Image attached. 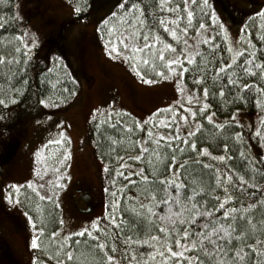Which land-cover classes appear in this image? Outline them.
<instances>
[{"label":"rangeland","instance_id":"rangeland-1","mask_svg":"<svg viewBox=\"0 0 264 264\" xmlns=\"http://www.w3.org/2000/svg\"><path fill=\"white\" fill-rule=\"evenodd\" d=\"M120 2L121 0H92L88 15L77 18L73 0H16V9L22 20L21 34L27 33L24 37L27 43H31L33 34L38 41L37 47L31 50L29 60L48 69L55 67L57 70L53 74L56 77L69 75L77 83L78 90L69 101L56 107L47 101L41 105L35 99L20 106L10 105L6 119L0 120V153H12L8 167L0 178V264H33L34 257L42 264H56L57 249L63 244L62 234L90 228L93 219L105 215V163L96 156L94 142L90 137V127L94 122L104 119L109 124L132 125L131 129L124 127L127 132V136L123 137L125 147L117 155L121 157L119 162L117 156L113 160L115 170L119 163L126 165V172H136L144 168L145 173L150 175L154 167L149 162L150 153L145 154L140 161L128 159L140 155L141 148H149L165 156L158 169L171 163L170 157L173 154L177 155L179 161V156L190 148L180 152L177 144L174 150L166 149L163 140L157 148L154 143L145 139L149 135V129L165 136L175 132L174 127L169 129L159 123L160 119H166L171 113H158L155 119L151 114L177 100L195 109L196 105L187 102L186 97L195 96L199 91L200 98L203 99L205 86L209 87L210 95L212 81L209 77L204 83L197 85V69L202 68L211 73L213 69L221 66V61L228 63L232 56L227 51L228 45L231 44L235 51H241L249 39L247 33L240 31L242 26L248 23L254 34L256 26L264 20L249 19L254 13L264 9V0H211L220 21L228 30L227 40H224V34L210 20L205 21L208 25L206 30L196 32L192 29L187 36L180 34L181 40L186 39L189 43L186 51L192 54L194 64L189 65L183 61L179 51L169 53V58L180 56L189 71L185 73L182 81L178 75L171 79H161L152 70L151 60L148 65L143 63V50L140 53L133 51L132 43L142 44L140 37L129 42V46L125 48L120 42L121 26L117 20H111L110 24L105 25V31L100 32V24ZM174 4L183 6V0H170L169 6ZM110 28L113 29L111 35ZM241 36L244 41L240 40ZM208 37L214 38L217 49L213 50L203 43ZM170 39L161 40L157 47L162 48L164 43H172L179 49L184 48L181 40L173 37ZM15 43L17 45L19 42L13 39L11 42L5 40L0 43V54L7 56L3 53L6 49L4 46ZM109 43L115 44L116 49H110ZM20 46L23 50L22 43ZM201 59L208 63L201 64ZM134 66H139L156 83L143 82L133 70ZM146 69L152 70L153 74H148ZM163 71L167 76V69ZM178 88L184 89L183 94ZM96 109L99 111H94ZM209 112L213 113L208 109L203 115ZM213 114L216 124H224L230 119ZM196 119L202 125L208 122L201 118L199 112ZM237 119L240 122L239 132L251 144L256 129L264 119V110L253 113L239 110ZM191 120L189 116V121ZM137 121L145 126L136 127ZM178 122L184 124L183 121ZM194 128V124L191 127L184 125L182 134ZM5 129L8 133L6 136L3 135ZM60 132L64 133L63 137L59 135ZM159 138L158 135L152 137L153 140ZM137 140L143 141V144H136ZM251 147L254 148V145L251 144ZM65 150L70 153L66 158ZM163 174H169L167 167ZM57 176L61 178L59 183L62 187H57ZM129 179L138 180L139 177L133 176ZM28 181H32L31 187H28ZM13 184L20 185L19 195L11 188ZM80 188L90 191L91 206L85 211L79 209L86 208V205L76 201ZM8 192L12 193V202L5 198ZM130 193L138 197L135 188ZM47 196H51L52 200L41 198ZM16 200L20 202H14ZM142 203H146L143 197L130 201L131 206ZM47 211L56 212L57 224L54 229L53 224L46 219ZM61 220L63 224L60 223ZM39 228L44 231H37ZM53 233H56L54 237ZM97 234L103 237V233ZM33 235L40 238V248L32 247ZM87 239L90 238L87 236ZM108 243L110 246L112 240L109 239ZM75 248L73 247L74 253ZM39 250H42L43 255ZM63 250L67 251V248ZM115 255L118 259L123 257L122 251H117ZM77 257V260L69 264L79 261V256ZM103 260L101 253L97 264H103Z\"/></svg>","mask_w":264,"mask_h":264},{"label":"snow or ice","instance_id":"snow-or-ice-1","mask_svg":"<svg viewBox=\"0 0 264 264\" xmlns=\"http://www.w3.org/2000/svg\"><path fill=\"white\" fill-rule=\"evenodd\" d=\"M169 3L170 0H158V3L157 0H153L157 11L175 13L174 17L165 18L161 16L158 21H153L162 26L169 36L181 40L178 30L184 36H187L192 29L196 32L206 30L208 25L205 24L204 18L199 19L198 26L193 24V9L198 8L201 13H208L206 18L211 21L212 25L218 26L224 34V40H227L228 30L223 22L220 21L209 0H183L182 8L180 4L169 6ZM142 4L143 0H135V2L127 6L120 5V8L124 9V12L120 14V21L123 22L120 27L122 34L120 42L127 48L129 42L136 41L138 37L142 36V44L132 43V49L136 53H140L143 50V63L148 65L151 60L152 70L161 79H171L173 76L178 75L182 81L189 69L182 62L180 56L169 58L168 54H174L179 51L183 56V61H186L189 65L194 64L192 54L186 51L189 48L188 41L186 39L181 40L184 44L182 49L172 43H164L162 48H158L157 45L161 42L162 37L157 33L155 27L146 25L145 21L141 19L143 15ZM74 10L79 13L81 8L77 4ZM111 15L115 18L118 13L113 12ZM253 18H264V9L254 13L253 17H249V19ZM185 19L187 23L181 29L179 27L180 22ZM129 20H131V23H128ZM169 20H171V25H175V27L170 26ZM104 23L107 24L108 21L106 20ZM137 25H139V28ZM0 27H3V25L0 24ZM112 31L113 29L110 28V35ZM240 31L249 34V39L246 41L248 48L235 51L233 46L229 44L227 51L232 53V56L228 63L221 61V66L213 69L211 73L198 68L199 75L196 76L195 82L199 85L211 77L215 84L223 75L227 79V85L230 86L229 90L239 89L234 99L245 100L243 93L254 91L257 94V105L264 107V87L261 86V83H264V60L256 62V52L260 49H257L253 44L251 38L253 29L250 28L249 24L245 23ZM262 31H264V21L261 22L259 29L255 30V35L259 37L260 48L264 49V34H262ZM26 35V32L23 34L17 33L15 37L23 45L25 61L31 55V50L38 45L35 34H33L31 43L25 41L24 37ZM240 40L244 41V37L241 36ZM203 43L208 44L213 50L218 48L213 37H208ZM109 48L115 50L116 45L109 43ZM249 48L251 49L250 52ZM14 51L19 53L21 48L17 47ZM243 55H247V59L244 60L243 66H241L243 76L246 78L256 77V79H250L249 83H242L234 71L237 67V58ZM15 59V56L0 54V64H3L6 60L11 62ZM200 63L207 64L208 61L201 59ZM165 68L167 69V76L163 71ZM133 70L143 82L147 84L156 83L155 80L148 78L139 66H134ZM255 70H259V72ZM21 71L23 70L21 69ZM9 79H11V76H9ZM177 90L181 94L184 92L183 88H178ZM13 91L15 92V90ZM212 95L215 96L216 93H212ZM219 95L221 98L226 95L223 85L219 88ZM208 97L209 87L205 86L203 88V99L200 98L199 91H197L195 96L188 95L186 97L187 102L196 105L195 109L181 100H177L172 105H166L163 109H156L151 114L153 119L156 118L158 113H171L166 119H160L159 123L169 129L174 127L175 132L165 136L162 133H154L152 129H149V135L145 138L154 143L157 148H159L161 140L164 141L166 149L174 150L177 144H179L180 152H184L185 148H190L192 151L197 152V159L195 161L185 160L183 164H180L177 155H171V163L166 165L169 171L167 176H161L157 170L159 164L165 160V156L149 148H141L140 155L128 157V159L140 161L145 154L150 153L149 162L154 165L150 175L145 173L144 168L136 172H126V165L117 163L116 175L124 177L127 183L118 185L115 178L111 181L113 199L110 203V208L105 215L93 219L90 228L85 227L76 233L62 234L63 244L57 249L56 264H69V262L77 260L78 257L73 251L74 245H72L70 237H83L85 235L96 242L91 247L103 253V264H264V159H261L260 166L257 167L254 160L248 157L244 151H241L240 156L247 161L245 168L250 169L251 175L248 172L240 174L229 165H225L222 169L212 168L211 165L203 163L200 157L205 155L212 156V153L209 152L208 147H200L198 149L195 133L203 127L201 121L196 119L198 112L203 120L212 123L217 129L224 128L225 125L230 124L240 125L237 119L238 109L232 113L230 119L226 120L224 124H216L214 114L211 112L203 115L212 107L207 102ZM18 102L17 95H12L11 99L8 97L0 98V109H3L0 112V120H5L9 106ZM39 103L44 105L46 101L40 99ZM94 111L99 110L96 109ZM189 116L192 118L191 122L189 121ZM178 121H183L184 124L182 125ZM148 122L151 123L152 121ZM262 123H264V119H262ZM192 124L195 125V128L182 134L184 125L191 127ZM135 126L144 127L145 125L137 121ZM124 127L131 129L132 125L125 124ZM7 134L5 129L3 135L6 136ZM59 135L63 137L64 133L60 132ZM153 135H158L160 138L153 140ZM255 135L260 137V128L256 129ZM234 136L239 141L242 139V132H235ZM115 143L117 141H113V144ZM136 144H143V141L137 140ZM223 149L225 153L231 151L227 143L223 145ZM69 155L70 153L65 150L64 157L66 158ZM232 158L231 155L227 154L212 156L213 160L218 161H231ZM116 159L119 162L121 157L117 156ZM256 159H259V157L257 156ZM193 163L200 166L201 174H203L204 169L211 168L214 183L210 179L207 185H203L199 177L193 176L191 172H188L185 166H190ZM104 169L109 171V165L105 164ZM193 172H195V169H193ZM133 176L139 177V179H129V177ZM184 176H187L189 180L182 179ZM60 179L59 176L56 177L57 187L63 186L59 183ZM189 182L198 186V191L195 188L190 189ZM26 183L28 187L32 186V181ZM157 184L162 186L166 199H157V193L161 191L159 186L154 187ZM144 185L147 187H144ZM11 188L15 189L17 195H19L20 185L13 184ZM129 188H135L138 197H143L146 201V203L138 204L137 207L131 208L135 215V223H130L129 219L126 218L129 206L127 204L122 206V201H136L138 199L137 196H133L130 192L127 196L124 195ZM218 190L223 191L222 197L218 194ZM118 192L121 195L118 196ZM201 194L210 199L201 201L199 199ZM5 198L12 202V193L8 192ZM41 198L52 200L51 196ZM14 202L19 203L20 201L16 200ZM209 203H212L211 208L208 207ZM56 206L59 207L58 202H56ZM160 206H163V212L158 211ZM29 220L32 221L31 216H29ZM60 223L63 224V221L61 220ZM109 225L119 232V236H117L116 231L108 232L106 230ZM142 226H146V232L158 226V234L145 235L144 238H133L134 234L138 233ZM37 231L43 232L44 229L39 228ZM126 231L130 233L128 236H124ZM97 233H103V237ZM52 235L54 237L56 233ZM39 239L36 235L32 236L31 245L33 248L41 247ZM109 239L112 240L110 246L108 243ZM118 239L122 240L123 244L122 259H118L115 255L117 251H120V247H118L116 242ZM81 243H84L86 247L88 246L87 242L75 241V245H80ZM138 245H148L152 250L141 252L134 247ZM64 248H67V251H63ZM33 264H42V262L34 257Z\"/></svg>","mask_w":264,"mask_h":264},{"label":"trees","instance_id":"trees-1","mask_svg":"<svg viewBox=\"0 0 264 264\" xmlns=\"http://www.w3.org/2000/svg\"><path fill=\"white\" fill-rule=\"evenodd\" d=\"M74 6L77 4L80 6L81 11L79 13L76 12L77 18H84L88 15V12L91 7L92 0H73ZM135 2V0H121V2L116 5V7L108 14V16L104 19V21H108V24H110L111 20H117V23L121 26L122 21H120V14L124 12V9L120 8V5L127 6L128 4ZM158 3V0H157ZM209 3H211V0H209ZM183 6H181L182 8ZM143 9V15L141 16V19L145 21V24L151 27H155L157 33L162 37V40L165 41L172 36H169L167 32H165L164 28L162 26H159L158 24L154 23L153 21H158L161 16L168 18L170 16L175 15V13H168L164 11H157L156 5L153 4V0H143L142 4ZM194 11V20L193 24L195 26L198 25L199 19L204 18L205 21H208L207 15L208 13L204 12L201 13L198 8L193 9ZM117 12V17H113L111 13ZM186 15V14H185ZM104 21L100 24V32L103 33L105 31L106 23ZM264 21V20H263ZM170 26L175 27V25H171V20L168 21ZM262 22V21H261ZM128 23H131V20L128 21ZM187 21L182 20L180 22L179 27L182 29L186 25ZM0 24L3 25V27H0V43L3 41H9L10 42L16 37L17 33H21L22 31V20L17 12L16 9V0H0ZM259 23L255 30L259 29ZM139 28V25H137ZM181 33L178 30V35ZM262 34H264V31H262ZM253 35V37H252ZM251 35V38L253 40V44L257 49H260L256 52V62H260L261 60H264V49L260 48V42L259 37L254 34ZM249 36V34H248ZM141 43L143 42V37L141 36ZM175 38V37H173ZM171 40V39H170ZM17 42V40H16ZM21 48V52L16 53L14 51L15 48ZM6 48L3 53H6L7 56H15L16 59L14 61H5V63L0 65V98L8 97L11 99L12 95H17V98L19 100L16 104H11L13 106H20L24 102H29L30 100L33 101L35 99L36 101H39L40 99H44L45 101L49 102L53 107H56L57 105L64 104L67 101H69L78 90L77 83L66 74H63L60 77H56L53 72H55L57 69L55 67L48 69L44 65L40 63H34L29 58L27 61L24 59V52L22 50V47L20 46V42L16 45L12 44L8 46H4ZM245 48H248V44L246 43ZM6 51V52H5ZM251 49L249 48V52ZM247 59V55H243L238 58L236 61L237 67L234 70L237 77L241 79L242 83H249L250 79H256V77L246 78L243 76L241 71V66H243L244 60ZM21 69L23 71H21ZM148 74H153L152 70L146 69L145 70ZM227 71V70H226ZM259 72V70H255ZM9 76H11V79H9ZM214 85V86H213ZM223 85L225 87L226 95L221 98L219 95V88ZM261 86L264 87V83H261ZM230 86L227 85V79L225 76H221L219 81H216L215 84L213 82V79L211 81V91L210 95L208 97V103L212 106L209 110L215 113L218 116L224 117V118H230L232 116V113L238 110H244L249 113L262 111L264 110V107H260L256 103L257 94L254 91L248 92L246 91L243 93L245 96V100H236L234 99V96L236 92L239 91V89L235 90H229ZM15 90V92L13 91ZM212 93H216L215 96L212 95ZM261 129V135L260 137H257L255 135L253 142L251 143L254 145V148L251 147V144H249L248 140H246L244 137H242L241 140L237 141L234 133L239 132V126H236L235 124L225 125L224 128L217 129L214 127L212 123L205 122L203 124V127L200 131L195 133V138L197 140L198 149L200 147H208L209 152L212 153V156L220 155V154H227L231 155L233 158L231 161L225 160V161H218L213 160L212 156H202L200 159L203 161L204 164H209L212 166V168H224L225 165H229L231 168L237 170L240 174H244V172H248L249 175H251L250 169L245 168V164L247 161L243 159L240 156L241 151H244L246 155L254 160V163L257 167L260 166L261 159H264V123H261L260 127ZM125 132V128L121 123L117 124H109L108 121H105L104 119L94 122L90 127V137L94 142L95 147V153L98 159L103 161L105 164L109 165V171L104 170V201H105V207L106 212L110 208V203L113 199L112 197V191H111V181L115 178V180L118 182V185H123L127 183V180H125L121 176L116 175V170L113 169V160L115 156L120 154L125 144L123 142L125 136H127ZM113 141H117V143L113 144ZM227 143L231 149L230 152L225 153L223 149V145ZM8 151H5V156L10 157L11 152L8 153ZM6 154L8 156H6ZM259 157V159H256V157ZM197 159V152L192 151L191 149L186 150L183 154L179 156V163L183 164L185 160H192L195 161ZM166 166H163L158 169V172L161 176H167L166 174H163V171L165 170ZM188 172H191L193 176H197L202 180L203 185H207L210 182L214 183L213 173L212 169H204L203 174H201V168L199 165L193 163L190 166H185ZM193 169H195V172H193ZM182 179L188 181L189 178L187 176L182 177ZM159 186L154 185V187ZM144 187H147L144 185ZM161 188V191L157 193V199H166V195L162 190V186H159ZM189 188L198 191V186L192 185L189 182ZM132 188H129L124 193L125 196L131 191ZM79 192V199L82 202L91 200L90 197V191L86 188H80L78 189ZM252 191H255L254 189H250ZM218 194L222 197L223 191L218 190ZM117 195H121V193H117ZM147 195V194H146ZM150 198V197H149ZM79 199L77 198L76 201L79 203ZM199 199L201 201L205 199H210L209 197H205L203 194L199 196ZM259 199V197H257ZM215 202V201H213ZM84 204V203H82ZM124 204H127L129 206L128 212H126V218L129 219L130 223H135V215L131 211L132 207L137 206H131L130 201H122V206ZM85 205V204H84ZM90 204L86 208H80L79 210L85 211L86 209H90ZM209 208L212 207V203H209ZM158 211L163 212L164 208L163 206H160L158 208ZM106 214V213H105ZM46 219L49 223L53 224V229L56 227V220L57 215L56 212L47 211L46 213ZM103 223V222H101ZM146 226H142L140 231L136 234H134L133 238H144L145 235H153L158 234V226H156L154 229L145 231ZM108 232L116 231L117 236H119V232L114 229L112 226H108L106 229ZM130 233L125 232L124 236H128ZM162 235V234H160ZM70 240L72 242V245H74V248L76 250L77 256H79V261L75 262L74 264H80V263H87V264H97L98 259L100 258L101 252L98 249H94L91 247V245L95 244V241H92L91 239H87V236H75L70 237ZM76 240H81L82 242H87V247L84 243H81L80 245H75ZM118 244V247H120V251L123 253V244L122 240L116 241ZM60 247V246H59ZM139 249L141 252H147L151 251V247L148 245H138L134 246ZM40 254L43 255L42 250H39ZM64 251V250H63ZM2 253V251H0ZM45 253V252H44ZM46 255V253L44 254ZM73 263V262H72Z\"/></svg>","mask_w":264,"mask_h":264},{"label":"flooded vegetation","instance_id":"flooded-vegetation-1","mask_svg":"<svg viewBox=\"0 0 264 264\" xmlns=\"http://www.w3.org/2000/svg\"><path fill=\"white\" fill-rule=\"evenodd\" d=\"M8 154V153H7ZM6 154V156H8ZM4 156H5V152H1L0 153V178L2 177V175L4 174V172L6 171V167H8V163H9V161L11 160V158H12V156H10V157H6V158H4ZM82 191H80L79 193H81ZM79 194L77 195V198L79 199ZM76 198V199H77ZM79 201H80V199H79ZM90 199H89V202L88 201H86V203L85 202H82V200L80 201V202H82V203H84L85 205H89L90 204ZM1 235V234H0Z\"/></svg>","mask_w":264,"mask_h":264}]
</instances>
